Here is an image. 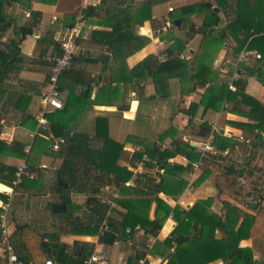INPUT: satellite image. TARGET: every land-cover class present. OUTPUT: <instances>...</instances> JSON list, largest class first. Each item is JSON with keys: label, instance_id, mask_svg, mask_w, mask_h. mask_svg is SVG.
I'll use <instances>...</instances> for the list:
<instances>
[{"label": "trees", "instance_id": "1", "mask_svg": "<svg viewBox=\"0 0 264 264\" xmlns=\"http://www.w3.org/2000/svg\"><path fill=\"white\" fill-rule=\"evenodd\" d=\"M170 1L172 0H145L143 2H138L137 0H102L101 5L103 6L109 2L103 19L98 18L101 11L99 6H90L83 10L81 14L85 24L91 23L109 29L107 31L93 30L91 40L94 43L108 47L109 53L113 54V61L115 63L121 62L122 69L127 58L145 48L151 41L147 36H137L135 33L136 26L142 27L145 22L152 19L153 8L156 5ZM251 3L254 4V7H251ZM216 4L220 9L223 8V12L228 16L231 14L229 13L231 5L234 4L236 6V14L234 12L235 16L229 23L231 35L238 43L234 50L235 53L239 55L244 49L249 51L257 50L261 55V59L256 64L250 65V63H247L243 66L246 69V74L235 83L236 92H230L227 84L210 87L202 101V105L205 108L204 112L210 109L214 112L220 111L223 104L231 102L243 103L252 109L246 115L259 123L254 125V128L263 132L264 106L247 95L245 91L248 78H253L257 75L264 76V30L258 31V27L264 28V1L216 0ZM4 5V1L0 0V39L12 26V21L8 20L4 13ZM214 8L215 6L212 3L207 2L179 8L176 15L172 17L173 22L180 20L179 30L172 27L162 37V40H166L171 44L166 51L168 60L161 63L157 58L149 56L132 71H129V77L126 75L125 81L132 83L133 80H137L141 83L146 78L152 77L157 96L170 95V92H166L165 83H160L164 79H167L165 82L168 83L171 78H180L182 94L193 91L194 85L206 87L207 84L213 82V76H217V73L211 68L212 62L210 60H214L221 46H224L227 42V37H229L223 31L216 33L214 25L219 24L220 20ZM197 15H205V27L197 28L195 23L192 22L193 16ZM30 17L31 21L20 28V41L0 42V96L5 90L7 91V81L11 79L12 73L16 70V64L20 62L22 57L20 43L27 36L33 34L35 27L41 21L42 15L39 12H32ZM74 24L75 19H73V23L70 26ZM208 25L213 26L209 28ZM249 29L252 31L248 35H244L243 32L249 31ZM196 35H202V41L192 57V62L189 63L178 57L177 54H181ZM56 46L59 49V43ZM110 59V54L105 55V63L102 65L104 70H107ZM101 61L102 58L97 61L85 60L84 62L102 63ZM209 61L210 65H208ZM74 64L72 63L71 67L62 76L75 81L84 88L82 95L85 100L87 99V103L76 105V96L70 94L61 110L48 112L49 126L46 131L41 133V135L49 138L52 142L55 139L64 138L67 134L70 135L69 139L65 140L57 151L63 156L61 164L56 170V186L60 190L62 198H64L65 189L59 185V180L67 185V188L74 194L89 195L85 216L77 218L68 215L67 217L75 223L72 233L86 236L98 234L97 228H91V226L93 224L99 226L107 219L108 230L100 240L103 243L109 244L116 241L119 238L118 233L123 238L128 239L138 226L146 235L156 238L167 219L173 215L177 226L173 231V235L160 245V248L162 247L161 249H163L162 256L164 258L172 252L167 264H209L218 260H222L224 264H261L256 260L251 249L241 248L240 246L242 241L251 237L255 222L254 214L244 212L235 205L225 201L222 214L214 215L206 209L207 206L212 204L210 200L199 201L190 210L183 211L179 206L172 209L159 197L160 193L166 194L168 192V187L174 191L177 190L175 193L179 194L187 186V182L182 178L183 175L192 169L194 162L201 159V155L196 152L197 148L189 144L175 142L172 151H162L154 143V153L159 166L176 154L186 155L190 161L189 164L187 166L166 164L165 173L159 174L160 181L156 182V180L151 179L152 188L148 197L129 200L130 209L126 214L120 215V222L108 217L111 207L103 199H100L103 196L101 189L106 185H114L120 188L130 181L134 175L131 170L118 164L124 145L111 139L109 121L106 117H97L95 119L93 134L77 132L74 129V125L79 116L85 111L86 105H104L100 96L109 92V101H111L112 94L116 96L119 87H114L116 78L111 68L109 84L102 87L97 93L98 96L92 100V78L83 69L74 67ZM122 72L119 70L118 75H121ZM60 90L62 92L61 87ZM87 90L89 91L87 92ZM35 91L33 88L31 89V92ZM12 93L14 95L19 94L16 91ZM12 99V97L8 98V103ZM108 105L113 106L114 104L109 102ZM21 119V123L28 129L34 130L36 128L35 115H23ZM201 127L209 128L206 123L202 124ZM2 131L0 126V183L13 189L22 188L27 191H37L40 187L39 178L38 180H32L24 176L19 185L15 184L18 166L7 161L9 158L26 160L28 157L24 153V143L20 140H13L10 143L6 142L1 138ZM167 135H169V132L164 133L160 140H163ZM195 135L207 138L211 135V131L199 130L195 132ZM256 135L259 136L260 143L258 146L264 145V138H261L260 141L259 133ZM216 136L219 140H222L217 143V148L220 150H225L229 147L234 148L237 145L232 139L225 140L219 134ZM254 142L251 144L254 145ZM30 170L32 173L38 172L39 175L41 174L40 170L35 169L33 166ZM230 171L234 172L235 170L230 169ZM243 171L244 169L238 174L242 176ZM4 190L8 191L6 188ZM0 199L7 201L6 196L3 194H0ZM61 203L66 205L67 210L64 214L57 215L64 217L71 204V198L67 197L65 201L61 200ZM153 203L155 204V212L154 219L151 220L149 214ZM53 205H50L51 212ZM1 211L2 209L0 208ZM180 229L185 230L187 234H179ZM217 231L223 233L222 238H216ZM1 235L0 230V242ZM94 250V246L87 245V249L83 250L82 253L68 254L66 253V247L61 245L55 259L58 262L67 264H83ZM153 250H155L153 253H156L157 250ZM17 253L22 260L30 262L29 257L22 255L19 251ZM146 255L147 253H143L142 257Z\"/></svg>", "mask_w": 264, "mask_h": 264}, {"label": "crops", "instance_id": "2", "mask_svg": "<svg viewBox=\"0 0 264 264\" xmlns=\"http://www.w3.org/2000/svg\"><path fill=\"white\" fill-rule=\"evenodd\" d=\"M3 1L5 4L4 13L7 19L12 21V26L4 35L6 43L11 40L20 41V28L26 26L31 21L30 16L32 12H39L42 15L41 21L39 25L35 27L33 34L27 36L20 43L22 57L20 58V62L16 64V70H14L12 73L10 77L11 79L7 81V91L5 90L0 96V110L2 108L7 109L10 107L7 99L12 97L13 99L11 101L9 100V102L13 106L16 105V108L14 107V110L5 111H8V113L10 112L9 114H14L19 111L22 113L21 116H34L42 104L41 96L50 73V64L44 60V56L50 53L59 52V49L56 46L58 40L65 35L66 29L72 25L73 19L76 20L83 10L90 6H99L101 11L99 12L98 18L103 19L106 14V8L109 6V2L107 5L103 6L101 5L102 0ZM164 4L156 5L153 8V17L150 21L145 22L142 27L136 26V35L147 36L151 39V41L145 48L126 59L125 65L123 64L122 66V69H124L122 72V78L119 79L116 77L114 80V87H119L116 96L112 97L111 101H109V95H107L109 94L108 92L105 95L100 96V99L104 104L101 106H109L108 104L111 102V104H114L112 107H117L119 109L112 111L100 110L96 108L97 105L90 104L86 105L85 109L86 111L91 108L93 109L92 113L90 114L89 123L91 124V127L88 133L93 134L95 119L97 117H106L109 121V135L111 139L124 145V154L119 160L118 164L128 168L134 173L132 179L120 188H117L114 185H106L101 189L102 195L104 194V189L106 190V193L100 197V199H103L105 202H109L111 207L109 218H112L118 222L121 220L120 215L126 214L130 209V203L128 201L137 198L148 197L152 188L151 179H155L156 182H159V174L165 173L164 162L160 166L157 162H153L155 167L153 168V171H151L148 169L150 164H147L145 159H134L135 153L139 154L145 150V145H143V143L146 144V141L159 143L161 145L160 148L162 151H172L175 142H182L189 145L193 144L192 146L199 147L200 145L208 143L210 136L217 132V134H219V136L225 140L232 139L234 142L235 140L238 141V145H236L234 148L229 147L222 151L223 155L230 153L233 159H235L237 155L240 156L242 168L239 171L242 169H244V171L245 169H248L250 166L249 158H251L252 154L257 155V152H259L257 149L261 147L258 146L260 143L259 136L256 135L260 131L256 128H252V125L255 124V121L249 119V117L246 115L247 112L251 111V107L245 108L246 105L243 103L231 102L227 104L228 108H225L224 104L220 111L214 112L212 109H210L209 111L204 112L205 108L202 105V101L207 90L213 86H221L226 84L229 79L228 77L231 76L230 74L236 71L238 55L236 56L235 54L230 57L226 54L228 50L219 51L217 53L218 58L213 64V70L216 71V69L219 68V73H217V76H213V82L207 84L206 87L194 85L193 91L182 94V84L180 78H171L169 81L170 95L159 96L165 98L161 105L164 110L161 109V113L158 115H153L152 117L150 114H148L150 116L149 118H151V121L153 122L148 128L147 122L149 118L146 112L147 110H152V103H154V99L159 98L155 93V83L152 77L146 78L141 83H139L137 80H133L132 83H128L125 81V76H128L129 71H132L147 57L152 56L157 58L159 61V57L166 55V51L171 44H169V42L166 40H162V37L169 29L174 26L169 28L165 26L167 19L171 18V13L165 12L164 15L161 16L158 13ZM193 19L194 18H192V22L195 23L196 20ZM165 28H167V30H165ZM93 30L107 31L109 29L96 26L95 24L86 23L85 27L83 28L82 36L79 40V51L77 52V55L73 61V63H75L74 67L83 69L85 72H87L89 77L92 78V100L98 96V91L102 87L107 86L111 80L109 67H107V70H104L102 66L103 63H105V55H107L106 53L109 51V48L104 47L99 43H94L91 40V33ZM200 41H202V35H196L194 39L190 41L192 45H190V43L187 45L190 48L188 49L190 50L189 52H191V50L193 51V55L199 48L201 44ZM197 42H200V44L198 48L195 49L193 46L194 43L196 44ZM227 46L228 45L226 44L224 47L227 48ZM85 50L90 51L92 55L84 56ZM193 55L191 57H193ZM191 57L190 59H192ZM101 58L102 63L84 62L85 60L97 61L98 59L101 60ZM243 66L244 64L238 67L243 68ZM59 86L62 88L63 94L65 93L66 95H69L72 93L76 96V105H84L87 103V99L85 100L81 93V88L83 87L75 81L61 76L59 79ZM32 88L36 91L31 92ZM13 91L19 92V94L14 95L12 93ZM88 91L89 90H87V92ZM245 92L259 103L264 104V81L259 79L258 75L254 77V79L248 78V84ZM80 99L82 102H79ZM19 104L22 106V110L17 109ZM34 105H36L35 108L37 107V110L33 109ZM169 107L172 109L169 110ZM154 110L157 109L155 108ZM2 111L3 110H1L0 113L3 114ZM19 112L18 114H20ZM139 115L144 116L139 120ZM204 123L208 124L209 128H202L201 125ZM199 130L205 132L211 131V135L207 138L195 135V132ZM166 132H169V135H167L163 140H160V137ZM250 133L255 136V138L253 137L254 141L256 140L255 142L253 141L255 143L254 145L251 144L252 141H247V136L249 140V135H251ZM16 134L21 135L22 139L24 140V131H18ZM11 135L12 134H10V136ZM185 139H188V142H185ZM206 140L207 142H205ZM215 141L218 143L222 140H219V138L216 137ZM242 143L245 145L246 143H249V148L247 151H245V153H242L243 150L240 149V144ZM209 144L211 149L206 153V158H208L207 156L210 155H218V152H220L216 147L217 145L215 146L213 144V140L210 141ZM253 146L257 147V149H253ZM39 151L38 149L34 150L28 157L29 162L33 164L32 166L36 165L35 169L40 170L41 173L39 175L38 172H34L36 175L34 180H38L39 178L38 181L40 182V187L37 191H27L22 188L13 189L0 183V194L5 195L7 198V201L0 199V205H8L6 210L7 217H9L10 214V218L13 219L12 224L9 225V231L11 233V240L16 248V251H19L22 255L29 257V261L31 263L44 264L45 260L49 258H52L56 261L55 256L61 245L66 247V253L68 254H73L75 252L82 253L83 250L87 249L88 245L94 246L95 249L104 248L108 253L111 264H122L123 262H127L128 264H136V261L140 258H145L148 264L168 263V261L163 262L165 258L162 256L163 249H161L162 247L160 248V245L163 241L169 239L173 235V231L177 226V222L175 221L173 215L167 219L164 227L156 238L152 237L151 235H146L145 232L139 228V226L134 229L133 235L130 238H123L121 234L118 233L119 238L109 244L100 241L101 238L98 237V234L86 236L72 233L75 225L73 220L71 219L66 221L61 219L63 217L59 218V216L55 214L53 210L51 212L50 208L51 204H64L61 203V200L64 201L65 192L64 198H62V194L56 186V180L55 184L52 181V177H56V170L60 166L63 156L57 153L59 159L55 161L57 164L51 170L48 169L50 168L48 167V163L51 159L47 156L41 157ZM196 152L200 154L198 149ZM261 154L262 153L260 152V155ZM212 157L210 156L209 158ZM40 158L41 160H39ZM52 159L55 160V158ZM200 160L204 161L205 158ZM167 161L168 163L166 164L169 165L183 166H187V164L190 162L186 155L182 154L173 155V157L167 159ZM195 164L196 162H194L192 165L193 170L191 169L192 171L190 173L187 172L182 177L183 180L187 182V186L182 189L181 193L177 194L175 193L177 190L174 191L168 187V192H166V194L160 193L159 197L172 209L179 206L183 211L190 210L197 202H199L200 198H204V200H210L212 202L211 209L213 210H216L214 203H218L217 208L220 214V210L223 211L224 203L214 195L215 193L213 192L217 190L216 188H208V194L205 196L198 195V192H201L202 188H197L196 192L191 191V184L193 181L191 177L195 174ZM254 164L255 165H253V168L250 170V172L258 175L259 169L257 166H262L261 160L259 162V158H256ZM40 165H45V167H40ZM228 169L229 170L226 171L228 176H232L230 173L235 174V171H230V169H232L231 167ZM222 183H224L223 180H221V184ZM4 188L8 189V191H5ZM219 191H221V196H224V199L225 196L230 192V190H226V188L224 191L222 188H220ZM88 196L89 195H77L72 192L70 198L77 203L81 198H85V203L87 205ZM23 198L30 200V202L21 204ZM235 204L236 203H233V205ZM263 206L264 205H259L257 210ZM22 211L24 214L21 213ZM154 212L155 204L153 203L149 214V218L151 220L154 219ZM84 213L85 212L82 211V213L77 214L75 217L78 218L79 216H85ZM54 217L56 224L54 225L55 227L52 229V231L55 228L57 230L50 232L51 230H49V227L47 230H45L44 227L48 226L46 221L50 220L54 222ZM18 218L22 221V223H25L23 226L18 225ZM258 225L259 221H255V227L252 229V231L257 232ZM20 229L27 230V232H29V238H33V236H35L38 241L40 238L41 249L46 254L44 258L38 257V261L36 259L34 260L33 258L35 257L33 256L32 251L23 241L22 243L18 241V244L14 243L13 240L16 238V235L19 237V239L24 238V233ZM179 234L186 235L187 232L183 229H180ZM222 237L223 233L217 231L216 238L220 239ZM259 242L260 241L254 240V238L250 237L249 240L242 241L240 246L241 248L244 246L245 248L251 249L256 260L261 262L259 259H257ZM153 249L157 250L156 253L152 252ZM143 253H147V255L142 257ZM170 254L172 256V252ZM209 264H224V262L222 260H218Z\"/></svg>", "mask_w": 264, "mask_h": 264}, {"label": "rangeland", "instance_id": "3", "mask_svg": "<svg viewBox=\"0 0 264 264\" xmlns=\"http://www.w3.org/2000/svg\"><path fill=\"white\" fill-rule=\"evenodd\" d=\"M138 1L143 2L144 0H138ZM262 1H264V0H262ZM201 2L212 3L215 7L218 8L217 14H218V18H219L220 22H219V24L214 25V27H215V29L217 31L216 33H219V32L223 31V32L226 33V36H229V37H227V40H226L227 42L224 44V46L226 44L228 45L227 48H225L224 46H221L220 51L228 50L226 54L228 56H230V57L235 55L236 53H235L234 50H235V47L237 46L238 43L233 39V36L231 35L232 33L230 31L231 28L229 27V23L232 20L233 16H235L236 10H237L236 6L234 4L231 5V10H229V13H231L230 16H228L227 14H225L223 12V8L220 9V7L217 6L216 0H173L172 2L164 4L160 8V12H158V13L161 16V15H164L165 12H169V8H174V11L172 12L173 14L170 16L171 19H172V17H174L176 15V13H177L179 8L184 7V6H188V5H192L194 3L195 4L196 3H201ZM251 7H254L253 3H251ZM234 12H235V14H234ZM193 18H194L193 20H196L195 21V25H196L197 28L205 27L204 26V24H206V23H204L205 15H197V16H193ZM165 26H167V25H165ZM212 26L213 25H208L209 28L212 27ZM244 28H245V26H244ZM262 30H264L263 27H261V26L258 27V31L261 32ZM251 31L252 30L249 29V31H246V32H243V33H244V35H248V33H250ZM230 38L233 39V40H231ZM200 42H197L196 44L194 43L193 48H195V49L198 48ZM190 45H192V43H190ZM188 49H190V48L187 46L186 49L183 50L180 55H178V57H180L181 59H182V57H184L183 60L191 63L192 59H190V57L193 54H191L189 52L190 50H188ZM252 52L259 53L257 50L256 51H252ZM103 54H104V52H103ZM106 54L107 55L110 54V56H111L110 62L108 63V66H107V67H109L110 73H111V68H112V71L115 74V78L116 77L119 78V79L122 78V73H121V75H118L119 70H121V72H122L121 62H116L117 63L116 64L113 61V59H112L113 54L111 55V53H109V51ZM91 55H92V53L90 51H86V50L84 51V56H91ZM236 56H237V54H236ZM217 58H218V54L215 56V60L214 61L210 60L212 62V64H211V68L212 69H213V64H214V62H216ZM258 60H260V59H253L252 58L250 60V65L256 64V62ZM210 61H209L208 65H210ZM215 72L219 73V68L216 69ZM119 76H121V77H119ZM258 77H259V79L264 81V76L258 75ZM252 79H254V77ZM165 80H167V79L162 80L163 82H160V83H163V84L165 83L164 86H166V92L169 93L170 92L169 82L166 83ZM83 90H84V88H81V93H82ZM69 95H66L65 93L63 94V98H62L63 105H65V102H66V100H67ZM107 95H109V94H107ZM112 97H114L113 94H112ZM163 100H165V98H162V97H159L158 99H154V103H152V110H147V112H146L147 115L150 114V116L152 117L153 115H158L159 113H161V111L164 110L163 107L161 106ZM79 102H82V100L80 99ZM260 104H262L264 106L263 103H260ZM9 105H10L11 108L8 107L7 109L6 108L5 109L4 108L1 109V110H3L2 111L3 115L5 114L7 116L9 122L22 121L21 118H22L23 115L21 116V114H22L21 112L17 111V113L9 114L10 112L8 113V111H5V110H14L15 109V108H13L12 104L9 103ZM35 106L36 105L33 106V109L37 110V107L35 108ZM41 106H42V104H41ZM247 107L248 106H245V108H247ZM155 108L157 110H154ZM225 108H228V107H225ZM17 109L22 110V106L19 104ZM170 109H172V108L169 107V110ZM34 110H33V112H34ZM92 111H93L92 108L87 110V111L85 110L79 116L78 120L75 122V125H74L75 131L84 132V133H88L89 132L90 127H91V124L89 123V119H90V114L92 113ZM18 112L20 114H18ZM147 115H146V117H147ZM139 116H140L139 117V120H140V118L143 117L144 115H139ZM150 116L148 115V118ZM249 119H252V118L249 117ZM152 123L153 122L151 121V118H149V120L147 122L148 128L152 125ZM254 123L255 124L252 125L253 129H255L254 125L259 124L257 121H255ZM258 133L260 135V141H261V138H264V131L263 132H258ZM8 134L10 135V133H8ZM8 134L6 136H8ZM216 135H217V132L214 135L211 136L212 139L210 138V141L213 140V144L215 146L217 145V143L215 141L216 137H217ZM225 135H227V134H225ZM253 137L255 138L254 135H252V134L249 135V140H248V136H247V141H252L253 142L254 141ZM1 138L3 140L5 139L2 135H1ZM24 139H25V137H24ZM237 143H238V141L235 140V144H237ZM51 144H52V141L49 138L45 137L44 135H41V136L36 138V140L34 142V146H33L32 152L34 150L38 149V151L40 150L39 154L41 155V157L42 156L49 157L51 160H49V163H48L49 166L48 167H50V168H48V169L52 170V168L57 164V163H55V161H57L59 158L57 156L58 155L57 152L52 150ZM143 145H145L144 146L145 150L143 152H140L139 154L135 153L134 159H136V160L145 159V162L147 164H150V167L148 169L153 171V168L155 167V164L153 162H157V157H156V155L154 153V142L146 141V144L143 143ZM155 145L158 146V147H161V145L159 143H155ZM240 145H241L240 149L243 150L242 153H245V151H247V149L249 148V143H246V145L242 143ZM247 145H248V147H247ZM196 148L198 149L199 147H196ZM252 148L255 149V150L257 149V147H255V146L252 147ZM218 150L220 151V152H218V155H210L211 157L212 156L213 157L209 158L210 156H207L208 158H205L204 161H201V160L196 161L195 165H197V167L194 168L195 169V171H194L195 174L191 177L192 180H193L192 184H191V191L192 192H196L197 188H202V191L201 192L199 191L198 195L199 196H205L206 194H208V190H209L208 188H212L213 189V187H214L217 190L215 192H213V193H215L214 195L220 201H222L223 203L225 201L226 202L229 201L232 204L236 203L235 206L238 207L240 210H242L244 212H249L250 214H254L255 221H259V225L257 226V228H258L257 232L256 231H252L251 232V235H252L251 237L254 238V240L260 241L259 244H258V250H257L258 255L257 254L256 255H257V259L263 260L264 259V206L260 207L259 210H257V209L256 210H252L250 208V202H252V199L254 201L255 198L258 199L259 197H264V152H263L264 151V145L261 144V147L257 149L259 151V152H257V155L252 154L251 158H249L250 159V161H249L250 162V166L248 167L249 170L245 169L244 174L242 176H240L238 174V172H240L239 170L242 168V164H241V161H240V156L237 155L236 158L233 159L231 157L230 153H228L227 155H223V151L220 150V149H218ZM123 151L121 152L119 159H121V157L123 156V154H124ZM260 152L262 153L261 155H260ZM229 154H230V156H229ZM234 155H235V153H234ZM52 158H55V160H53ZM256 158H259V162L261 160V164H262L261 167L257 166L258 169H259L258 175H255V173L253 174V173L250 172V170L253 168V165H255L254 161H255ZM26 160L29 162V158H27ZM39 160H41V158ZM22 161L23 160H13V159L9 158L7 162L19 166V164H21ZM29 164H31V163L29 162ZM31 165H33V164H31ZM35 166H33V167L36 168ZM229 167H231L233 170H235V174L234 173H230V174H232V176H228L226 174V171L229 170L228 169ZM192 170H193V167H192ZM192 170H190L189 173ZM233 174H234V176H233ZM152 175H153V172H152ZM55 180H56V177L55 176L52 177V181H53L54 184H55ZM221 180H223L224 183L221 184ZM220 188H222L223 191L225 190V188H226V190H230L229 194H227L225 196V199H224V196H221V191H219ZM21 193H23V192H21ZM103 193H104L103 195H105V193H106L105 189L103 190ZM22 197H24V196H22ZM203 200H204V198H200L199 199L200 202L203 201ZM21 202H22L21 204H23V203L25 204L26 202H30V200H28V199L26 200L25 198H23ZM263 203L264 202H260V200H259V205L262 206V205H264ZM214 204H215L216 210L211 209V207H212V204H211V205L206 207V209H208V212L211 213V214H214V215L222 214V210H220V214L218 212V208H217V204L218 203H214ZM85 205H86L85 198H81L78 203L76 201L71 200V204L68 207L67 213L61 219H64V220L68 221V220H70V218H67L68 215H70L72 217H75L77 214L82 213V211L85 212L87 210ZM248 206H249V208H248ZM21 213L24 214L23 211ZM20 217L23 218L22 216H20ZM7 220H9L8 222H10L9 225L12 224L13 219L10 218V214H9V217H7ZM17 221L19 223L18 224L19 226H23V224H25V223H22V221L19 220V218H18ZM46 224L48 226L44 227L45 230H47L48 227H49V230H51L50 232H53V231L57 230L55 228L52 231V229L55 227L54 225L56 224L55 217H54V222L50 221V220H47ZM254 227H255V222H254L253 228ZM20 230H22V229H20ZM22 232L24 233V238L19 239V237L16 235L15 236L16 238H14V240H13L14 243L18 244V241L20 243H22V241H23L26 244V246L32 251V254L35 257V258H33L34 260L35 259L37 260L38 257L39 258L40 257L44 258L46 254L41 249L40 238H39V241H38L35 236H33V238H29L28 237L29 232H27V230H22ZM242 248H245V247L243 246ZM152 252H155V250H153Z\"/></svg>", "mask_w": 264, "mask_h": 264}, {"label": "built area", "instance_id": "4", "mask_svg": "<svg viewBox=\"0 0 264 264\" xmlns=\"http://www.w3.org/2000/svg\"><path fill=\"white\" fill-rule=\"evenodd\" d=\"M97 7V6H95ZM174 8H169V13H172ZM173 21L171 18L167 19L166 27L173 26ZM85 27V22L82 18V14L75 20V24L66 29L65 35L58 40L59 43V51L60 53H50L44 56V60L50 64V73L44 88V91L41 96L42 106L39 108L37 113L35 114V122L36 128L34 130H30L25 128V126L21 123V121H12L9 122L7 117L0 113V126L2 127V136L5 138L6 142H12L13 140H20L24 143V153L29 157L32 153L34 142L36 138L44 131L48 129L49 120H48V112L53 110H61L63 108V93L60 90L59 79L63 75V73L69 69L74 61L77 52L79 51V40L83 33V28ZM167 30V28H165ZM6 39L4 36L0 39V42H5ZM180 55V54H177ZM253 56V57H252ZM184 57H182L183 59ZM261 59V55L257 52H252L247 49H244L237 56V68L236 71L231 73L226 82L227 87L230 92H236V82H238L243 75L246 74V69L244 67L240 68L238 66L242 64H249L251 59ZM168 59L167 55H163L159 57V62L163 63ZM225 107H228L225 104ZM24 131L25 139L23 140L21 135H17L16 132ZM12 134L11 136L8 134ZM8 134V136H6ZM211 138V136H210ZM209 138V142H210ZM212 139V138H211ZM65 138L55 139L51 148L53 151L57 152L62 144L65 142ZM206 143L204 145H200L198 148V152L202 158H206V153L211 149L210 144ZM31 164L27 160H23L22 163L18 166L16 172V185H19L22 182L24 176L29 177L30 179H35V173H32L30 168ZM40 167H45V165H40ZM197 167V165H195ZM109 205V202H107ZM8 205L2 204L0 208L3 211L0 213V230H1V242H0V264H34L31 262H25L22 260L17 254L16 248L11 240V233L9 231V222L7 220V210ZM109 217V214H108ZM92 228H97L98 237L102 238L105 236L106 231L108 230V220L106 219L101 225L96 226L93 224ZM261 264H264V259L260 260ZM44 264H67L53 260L49 258L45 260ZM83 264H111L109 261L107 251L102 249H95L83 262ZM122 264H128L127 262H123ZM136 264H147L145 258H140L136 261Z\"/></svg>", "mask_w": 264, "mask_h": 264}, {"label": "water", "instance_id": "5", "mask_svg": "<svg viewBox=\"0 0 264 264\" xmlns=\"http://www.w3.org/2000/svg\"><path fill=\"white\" fill-rule=\"evenodd\" d=\"M214 10H215L216 12H218V8H217V7H215ZM173 26H174L175 28H177V29L180 28V20H176V21L173 23ZM190 53L193 54V51L191 50ZM103 61H104V59H103ZM96 108H97V109H100V110H109V111H112V110H115V109H119V108H117V107H112V106H97ZM69 137H70V135L67 134L64 138L67 140V139H69ZM185 142H188V139H185ZM192 145H193V144H192ZM166 163H168L167 160L164 161V164H165V165H166ZM163 167H164V166H163ZM163 167H162V168H163ZM58 183H59L60 186L64 187V189H65V198H64V201H65L67 197H70V196L72 195V191H71L69 188H67V185L63 184V183L61 182V180H59ZM259 200H260V202H263L264 198H263V197H259L258 199L255 198L254 201L251 202V204H250V208H251L252 210H256V209H258V207H259ZM52 210H53V212H54L55 214L65 213V212H66V205H65V204H56V205L53 206ZM170 258H171V254L167 255V256L165 257V259H164L163 262L169 261Z\"/></svg>", "mask_w": 264, "mask_h": 264}, {"label": "bare ground", "instance_id": "6", "mask_svg": "<svg viewBox=\"0 0 264 264\" xmlns=\"http://www.w3.org/2000/svg\"><path fill=\"white\" fill-rule=\"evenodd\" d=\"M205 142H207V140H206ZM205 142H204V143H205Z\"/></svg>", "mask_w": 264, "mask_h": 264}]
</instances>
